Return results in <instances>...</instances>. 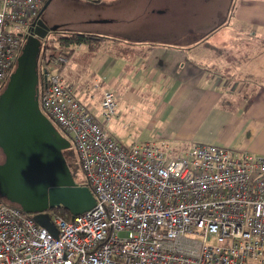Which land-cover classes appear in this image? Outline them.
<instances>
[{
  "label": "built area",
  "instance_id": "2783aa9c",
  "mask_svg": "<svg viewBox=\"0 0 264 264\" xmlns=\"http://www.w3.org/2000/svg\"><path fill=\"white\" fill-rule=\"evenodd\" d=\"M46 1L0 0V93ZM69 64L68 53L42 56L40 106L71 138L97 205L53 217L55 236L0 196V264H264V157L123 145L108 131L116 94L102 92L100 122L65 82Z\"/></svg>",
  "mask_w": 264,
  "mask_h": 264
},
{
  "label": "crops",
  "instance_id": "0c3cea01",
  "mask_svg": "<svg viewBox=\"0 0 264 264\" xmlns=\"http://www.w3.org/2000/svg\"><path fill=\"white\" fill-rule=\"evenodd\" d=\"M253 2L244 13L237 12L236 28L240 34L248 33L264 39V0ZM127 11L128 8L118 16L111 10L108 17L119 21V28L111 30L99 49L92 51L88 44H84L88 52L96 54H102L100 50L105 43L108 49L107 53L97 55L93 62V71L97 73L95 82L101 81L100 95L93 97L77 93L89 111L94 115V107L90 105L99 103L105 90L119 96V104L131 99V84L136 83L140 89L137 94H146V98L138 102H141L148 119L154 139L151 141H166L174 151L182 150L183 154L193 145L207 144L264 157V58L259 56L254 62L243 54L250 47L261 52L264 40L249 46L242 43L231 45L230 51L206 44L186 46L133 41L131 20L136 17L133 18L134 14L129 16ZM98 35L104 36L102 33ZM127 47L137 51L128 55ZM113 48L121 51L113 52ZM77 67L75 62L67 68L68 79H78ZM106 80L109 89L102 87ZM133 113L126 114L122 109L112 121L115 136L123 135L120 120ZM135 119L139 122V116ZM98 120L102 121L101 115Z\"/></svg>",
  "mask_w": 264,
  "mask_h": 264
},
{
  "label": "water",
  "instance_id": "95a60500",
  "mask_svg": "<svg viewBox=\"0 0 264 264\" xmlns=\"http://www.w3.org/2000/svg\"><path fill=\"white\" fill-rule=\"evenodd\" d=\"M51 32L82 33L49 28L37 19L32 34L25 37L15 69L0 93V150L5 157L0 164V196L57 236L50 209L64 208L74 218L92 210L97 198L89 186L75 182L63 153L72 143L40 106L41 87H47L40 64Z\"/></svg>",
  "mask_w": 264,
  "mask_h": 264
},
{
  "label": "rangeland",
  "instance_id": "374dc122",
  "mask_svg": "<svg viewBox=\"0 0 264 264\" xmlns=\"http://www.w3.org/2000/svg\"><path fill=\"white\" fill-rule=\"evenodd\" d=\"M82 2L83 4L86 3L87 5L94 6L97 8L100 4H105L104 6L111 5V10L115 12L116 15L120 16L123 11L128 8L127 14L130 16L132 14L133 18L136 17V14L139 13L140 7L137 4L139 0H136L134 3V0H77ZM253 0L247 1V0H207V2L204 4V7L202 10L204 12H207L206 15L207 18L201 21V18L198 19V13L201 11V8H198L197 11V26H196V33L195 34H189L187 29L182 26V24L177 27L175 32L172 33V30L165 26L167 23V20L161 19L160 24L159 22L155 23L154 26L143 25L141 28L139 25H135V23L132 25V35L133 41H147V42H171L175 44H183L188 46L189 45H209V46H216L218 50L222 49H229L231 45H239V44H245L247 46L251 45L252 43H259L262 42L263 38H255L253 36H249L248 33L240 34L238 32L236 18H237V12L239 14H242L245 12V10L248 7H251L253 5ZM114 5V6H113ZM74 9L76 7H69L68 5H60L57 12L58 18H71L72 15L79 14L80 12H74ZM78 9L81 10L80 7ZM74 12V13H73ZM106 14V11L104 12ZM108 13H111V11L108 10ZM104 14V15H105ZM227 21V23H225ZM221 22V24H219ZM137 24V23H136ZM220 25L219 27L216 25ZM222 27V28H221ZM217 30V31H213ZM212 32V33H211ZM98 33V32H96ZM105 36V35H104ZM62 37L61 34H51L45 41V44L49 47V53L56 52L59 53L61 51H67L72 55V58L70 60L71 66L75 62L78 65L79 72L76 74V77L78 79L70 80L67 78L68 71L67 68H65L63 72V77L66 81V83L74 88L77 93L87 94L91 95L93 97H98L100 95L101 90L95 89V78L97 77L96 71H93V62L95 60V57L97 55H102L103 53H107V45L104 44L103 48L100 50L101 53H93L88 52V48L86 45L82 47L81 50H76V44H71L70 46H61L59 41ZM109 41V40H108ZM107 41V42H108ZM119 44L118 42H112ZM264 44V43H262ZM125 50V49H123ZM93 51V50H92ZM120 52L119 49H114L113 52ZM135 52L137 50L130 49L127 47L126 53L129 55L131 52ZM139 51V50H138ZM243 54L252 59L254 62H256L257 58H264V50L261 52L256 51L254 48L250 47L248 50H245ZM228 53L225 52V56H227ZM243 55V56H244ZM104 56V55H103ZM135 55H133L134 57ZM243 57L242 55H240ZM74 58V59H73ZM73 61V63H72ZM83 82V83H82ZM143 85V83H141ZM109 86L108 80L105 81V84L102 85L103 89L104 87L106 89ZM131 86L134 88H131L133 91V95L131 99L126 100L124 103H121V110L118 111V114L122 111V109H125V113L134 112L133 114H130L128 118L120 120L122 124L123 129V135L120 137H117L114 135V122L111 124V129L109 133L123 145H131L135 143H146V142H154L151 140H154L151 134V129L149 128L148 119L145 117V111L143 110V107L140 106L141 102H138L140 99H145L146 94L139 93L137 94L140 89H137V84L132 83ZM129 90V89H128ZM117 96V100L120 101V99ZM135 102L133 103V101ZM91 104V103H90ZM94 107L93 113L94 116L98 119L100 118V101L99 103L95 102L92 103L90 106ZM139 116V122L136 121V117ZM144 120V121H143ZM112 123V122H111ZM57 127L61 130V133L64 137H66L69 141L71 138L57 125ZM71 142V141H70ZM127 143V144H126ZM182 151V150H181ZM177 152L178 155H183L182 152ZM77 152V151H76ZM75 153V151H74ZM76 157L77 154L75 153ZM64 156L68 159V162L70 160V153L67 154L64 153ZM79 157V156H78ZM5 160V157L0 150V164H2ZM82 173V178H83ZM85 178V176H84ZM125 235V234H122Z\"/></svg>",
  "mask_w": 264,
  "mask_h": 264
},
{
  "label": "flooded vegetation",
  "instance_id": "af4514ba",
  "mask_svg": "<svg viewBox=\"0 0 264 264\" xmlns=\"http://www.w3.org/2000/svg\"><path fill=\"white\" fill-rule=\"evenodd\" d=\"M135 1L134 3H136ZM206 2L207 0H139L136 5L140 7V11L136 14V18L131 20V24L138 23L141 28L143 25L148 24L154 26L157 22L160 24V20L164 19L167 20L165 26H168L172 30V33L182 24L189 34H195L198 8H201V11L198 13V19L201 18L202 21L207 18L206 15L208 13L202 10ZM60 5L74 6L76 7L74 12L80 13L72 15L69 19H60L56 12ZM104 5H98L95 8L77 0H51L48 6L41 11L39 20L41 19L49 28L63 27L67 30L82 32L78 33L79 35H90L88 32H98L97 34L102 33L105 35L102 37L107 38L112 29L119 28V21L109 19L108 10L111 11V7L109 8L108 5ZM105 11L106 14L104 13ZM109 24H112V26ZM219 24L216 26L219 27ZM53 33L68 34V32H51L48 37Z\"/></svg>",
  "mask_w": 264,
  "mask_h": 264
},
{
  "label": "trees",
  "instance_id": "16d2710c",
  "mask_svg": "<svg viewBox=\"0 0 264 264\" xmlns=\"http://www.w3.org/2000/svg\"><path fill=\"white\" fill-rule=\"evenodd\" d=\"M61 35H62V37L60 38V41H59V43H60L61 46H66V45L70 46L71 44H76V45L77 44H88L90 46L91 50H95V48L96 49H99L100 44H102L103 42H106L105 40L108 39L106 37H102V36H100L98 34H95V33L94 34L90 33V35H85V34H82V35H79V34H61ZM93 44L95 45L94 48H93ZM45 47H46V52H44L43 56L46 58V56L49 55V52H48L49 51V47L46 44H45ZM52 53L53 54H56V52H52ZM59 53H68V55L70 57V60H71L72 55H73V54H70L67 51H61ZM14 69H15V66L12 69V71L10 72V75L14 71ZM10 75L8 76V78L10 77ZM40 99H41V96H40ZM53 123H54L55 127L57 128V130H59L61 132V130L57 127V124L55 122H53ZM70 141L72 143V146L70 148H68L67 150H64L63 153H66V154L68 152L70 153V160H69V162H68V159L66 157L65 158H66L67 164H68V166L70 168V171L72 173V176H73L75 182L78 185H86V186H89L88 183H87V181H86V179L84 178V176L82 178L83 169H82L81 161H80V159L78 157V154L76 152V149H75V146H74L72 140H70ZM74 151L77 154V157H76ZM83 175H84V173H83ZM91 190H92V188H91ZM48 213H49V215L51 217V220L55 216H62L66 220H71L73 218L72 215H71V213L68 210L64 209V208H54V209H50L48 211ZM30 216H32L34 218L33 215H30Z\"/></svg>",
  "mask_w": 264,
  "mask_h": 264
}]
</instances>
